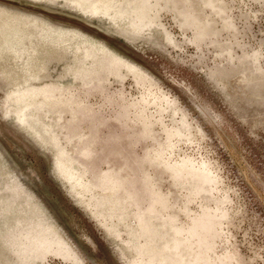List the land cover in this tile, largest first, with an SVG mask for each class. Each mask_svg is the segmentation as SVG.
<instances>
[{
    "label": "rangeland",
    "instance_id": "rangeland-1",
    "mask_svg": "<svg viewBox=\"0 0 264 264\" xmlns=\"http://www.w3.org/2000/svg\"><path fill=\"white\" fill-rule=\"evenodd\" d=\"M0 264H264V0H0Z\"/></svg>",
    "mask_w": 264,
    "mask_h": 264
}]
</instances>
